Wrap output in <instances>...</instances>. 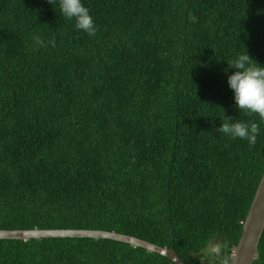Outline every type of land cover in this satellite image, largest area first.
I'll use <instances>...</instances> for the list:
<instances>
[{
  "label": "trees",
  "instance_id": "obj_1",
  "mask_svg": "<svg viewBox=\"0 0 264 264\" xmlns=\"http://www.w3.org/2000/svg\"><path fill=\"white\" fill-rule=\"evenodd\" d=\"M81 2L95 36L59 0H0V230L115 232L184 264L216 242L231 256L264 172V122L235 106L223 70L245 52L264 66V0ZM229 116L259 125L254 146L216 131ZM0 264L172 263L51 238L0 240Z\"/></svg>",
  "mask_w": 264,
  "mask_h": 264
},
{
  "label": "clouds",
  "instance_id": "obj_2",
  "mask_svg": "<svg viewBox=\"0 0 264 264\" xmlns=\"http://www.w3.org/2000/svg\"><path fill=\"white\" fill-rule=\"evenodd\" d=\"M52 3L53 0H48ZM60 10L63 16L69 20H75V28L82 30L89 36H95L97 26L81 0H59ZM35 47L46 46L44 39L39 35L33 36ZM55 47V39L48 41ZM235 69L233 74L228 76V85L234 91L235 106L239 111L246 114L258 115L261 122H264V66L256 63L247 52L238 55L228 62V68ZM232 117H225V122L216 129L218 133L228 136L230 139L247 140L249 145H255L259 134V125L256 122H241L239 120L231 122ZM225 245L221 242L211 244L206 249L208 255L218 258V264H233V256L224 255Z\"/></svg>",
  "mask_w": 264,
  "mask_h": 264
},
{
  "label": "water",
  "instance_id": "obj_3",
  "mask_svg": "<svg viewBox=\"0 0 264 264\" xmlns=\"http://www.w3.org/2000/svg\"><path fill=\"white\" fill-rule=\"evenodd\" d=\"M264 232V172L261 176L250 208L242 225L240 238L232 249L233 264H253L257 259L258 246ZM92 239L111 240L141 248L168 259L172 264H184L172 248L157 246L147 241L102 230L53 229V230H0V240H41V239Z\"/></svg>",
  "mask_w": 264,
  "mask_h": 264
},
{
  "label": "rangeland",
  "instance_id": "obj_4",
  "mask_svg": "<svg viewBox=\"0 0 264 264\" xmlns=\"http://www.w3.org/2000/svg\"><path fill=\"white\" fill-rule=\"evenodd\" d=\"M212 244H214V243H212ZM210 246H211V244L208 246V248H209ZM216 259H218V258H213V257H211L210 255L207 254V252H206V250H205V252H204V257L202 258V263H203V264H207L208 262L211 263V262H213V261L216 260Z\"/></svg>",
  "mask_w": 264,
  "mask_h": 264
}]
</instances>
